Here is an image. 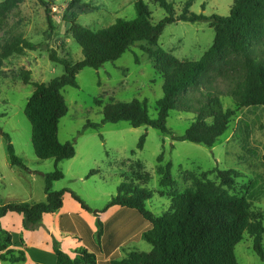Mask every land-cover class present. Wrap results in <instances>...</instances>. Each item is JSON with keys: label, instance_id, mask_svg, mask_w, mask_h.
Returning <instances> with one entry per match:
<instances>
[{"label": "rangeland", "instance_id": "rangeland-1", "mask_svg": "<svg viewBox=\"0 0 264 264\" xmlns=\"http://www.w3.org/2000/svg\"><path fill=\"white\" fill-rule=\"evenodd\" d=\"M4 1L0 0V3ZM45 1L50 6L54 28H50L46 7L40 0H25L0 20V53L5 43H10L15 37L41 45L35 51L27 50L22 55L10 57L1 69L0 127L10 136L17 157L28 168L24 170L11 166L7 141L0 137L1 204L45 202L44 176L56 169L54 159L43 161L35 155L32 127L25 116V108L35 86L24 84L21 77L23 71L31 72L32 83H49L65 72L62 65L50 60V52L54 51L59 58L73 63L83 60L82 49L70 32L73 21L96 32L110 27L119 19L133 20L137 17V0H81L74 7L71 6L72 0ZM168 1L179 16L188 0ZM144 2L149 6L155 24L167 15L155 0ZM234 2L194 0L190 11L206 16L228 17ZM73 13L77 14L76 19H73ZM214 38L215 31L208 23L177 22L165 28L159 46L181 61L199 60L213 45ZM147 46V42H139L115 62L106 63L98 70L85 68L77 77L79 87L63 90L68 113L60 121L59 139L62 143H73L76 155L58 164L57 168L64 178L54 183L53 189L74 192L92 212L84 210L70 193L65 194L64 207L43 220L37 229H41V232L37 233L34 245L24 243L36 264H57L55 240L64 252L73 257L79 248H88L93 252L88 243L90 237L85 232L90 228L93 240L97 241L98 217L94 212L106 208L122 182L133 181L143 173L151 176L144 188L153 192L147 209L155 217H160L169 210L172 195L182 194L192 187L190 174L201 177L208 172V179L219 183L217 170L234 169L240 173V177L230 194L247 198L253 217L264 226L263 107L239 108L231 97H222L225 109L234 110L235 115L228 131L213 147L175 141L185 134L195 120L194 114L180 110L170 113L167 122L169 132L166 134L148 126L133 128L127 122H103L106 106L112 102L133 100H147L150 116L157 118V103L164 94V80L144 51ZM89 123L101 127H87ZM144 135L145 145L139 149L138 144ZM161 154L164 161L159 164ZM167 163L173 165L172 175L176 182L173 187L160 185L158 168ZM91 171L100 173L88 178ZM79 221L85 223L83 227H79ZM100 221L104 233L99 261H107L115 252H119L121 258H126L133 252L152 251V245L141 235L151 225L137 211L112 207L100 215ZM45 231L48 238L44 235ZM58 231L61 233L58 234ZM12 234L17 240L21 237L24 241L22 235ZM253 245V237L245 234L235 249L238 264H264L254 252ZM26 260L20 264H26Z\"/></svg>", "mask_w": 264, "mask_h": 264}, {"label": "trees", "instance_id": "trees-1", "mask_svg": "<svg viewBox=\"0 0 264 264\" xmlns=\"http://www.w3.org/2000/svg\"><path fill=\"white\" fill-rule=\"evenodd\" d=\"M24 1L5 0L0 3V20ZM40 1L46 7L50 28H54L49 4L45 0ZM155 1L167 14L157 24L153 22L152 12L144 0L135 2V19H119L110 27L96 32L73 21L70 32L81 47L84 59L73 63L59 58L54 51L50 52V60L62 65L65 72L49 83H32L31 72L23 71L21 77L24 84L35 86L25 108V116L32 127L35 155L43 161L54 159L56 169L44 176L45 202H0V219L8 213H18L24 218L25 229L37 230L45 215L55 214L63 208L67 193L84 210L92 212L74 192L53 189L54 183L64 178L57 168L58 164L76 155L73 143H62L59 139L60 121L68 113L63 90L78 88L77 77L85 68L98 70L106 63L115 62L139 42H147L144 51L164 80V94L157 103V118L150 116L147 100H133L112 102L106 106L104 123L127 122L133 128L148 126L166 134L169 132L167 122L170 113L180 110L194 114L195 120L175 141L213 147L228 131L235 115L234 110L225 109L222 97H231L239 108H264V0H235L228 17L193 13L190 8L194 0H188L178 16L168 0ZM80 2L72 0L71 6ZM72 16L77 18L76 13ZM177 22H204L214 29L213 45L199 60L181 61L159 46L165 28ZM39 48L41 45L22 37L5 43L0 53V73L10 57ZM87 127L98 129L101 125L89 123ZM0 137L7 141L11 164L28 170L23 160L17 157L10 136L1 127ZM145 141L146 135L141 137L139 149H143ZM163 161L164 155L161 154L158 163ZM172 167V163H167L158 168L161 186L173 187L176 184ZM99 173L91 171L88 178ZM216 173L219 183L208 179V172L201 177L190 174L192 187L182 194L172 195L169 210L160 217H155L147 209V202L153 197V192L144 188L151 179L149 173L139 174L133 181L122 182L106 208L94 212L98 217L97 241L93 240L89 229L85 232L94 251L82 248L72 258L55 240L57 264H238L235 249L245 234L253 237L254 252L264 263V226L253 217L247 198L230 194L240 173L234 169L217 170ZM115 206L137 211L151 225V229L142 236L153 247L150 253L133 252L123 259L115 253L110 261L98 260L104 233L100 215ZM83 224V221L78 223L79 227ZM17 239L0 226V260L10 264L26 260L24 250L16 251L17 248H25L23 239Z\"/></svg>", "mask_w": 264, "mask_h": 264}, {"label": "crops", "instance_id": "crops-1", "mask_svg": "<svg viewBox=\"0 0 264 264\" xmlns=\"http://www.w3.org/2000/svg\"><path fill=\"white\" fill-rule=\"evenodd\" d=\"M8 160H9V163L11 164V161H10V159H9V155H8ZM11 166H13V167H17V166H14V165H12L11 164ZM64 200H65V198H64ZM64 207V206H63ZM115 207H117V206H115ZM62 210V209H61ZM60 210V211H61ZM59 211V212H60ZM49 214H47V215H45L44 216V218H43V220H45V218H47V216H48ZM94 221H95V218H94ZM44 222V221H43ZM0 226L4 229V230H6L7 232H10L11 234L12 233H17V234H19V235H22L23 237H24V243H26V245H34V241H35V239H36V237H37V233L38 232H41L40 230L38 231V230H34V231H31V230H27V229H25L24 228V218H23V216L22 215H20V214H18V213H8L5 217H3L2 219H0ZM151 226H148L146 229H151L150 228ZM50 229V228H49ZM52 230V229H51ZM89 230H91L90 228H89ZM149 230H146V231H144L141 235L143 236V234L145 233V232H147V231H149ZM53 231V230H52ZM91 232H92V230H91ZM58 234H60L61 232L60 231H58L57 232ZM44 235H45V237H49V235L47 234V232L45 231L44 232ZM34 247H38L37 245H35ZM17 249H21V250H24L25 251V253H26V255H27V260H26V264H30V263H32V264H36L34 261H33V259L31 258V255L29 254V252H28V250L26 249V248H24V247H22V248H17ZM79 249H82V248H79ZM78 249V250H79ZM76 253V252H75ZM115 253H118V255H119V252H115ZM70 255V254H69ZM113 255V254H112ZM111 255V256H112ZM72 258H75V256H76V254H75V256L73 257L72 255H70ZM111 256L109 257V259L107 260V261H110V259H111ZM119 259H123V258H121V256L119 255ZM29 260H30V262H29ZM2 262H5V261H2V260H0V264H2ZM5 263H9V262H5ZM10 264V263H9ZM20 264V263H19Z\"/></svg>", "mask_w": 264, "mask_h": 264}, {"label": "built area", "instance_id": "built-area-1", "mask_svg": "<svg viewBox=\"0 0 264 264\" xmlns=\"http://www.w3.org/2000/svg\"><path fill=\"white\" fill-rule=\"evenodd\" d=\"M54 11H56V9H54Z\"/></svg>", "mask_w": 264, "mask_h": 264}]
</instances>
